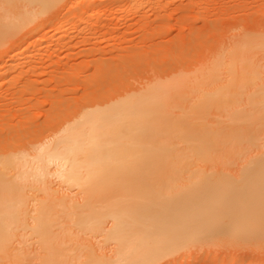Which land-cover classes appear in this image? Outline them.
Wrapping results in <instances>:
<instances>
[{
    "label": "rangeland",
    "instance_id": "374dc122",
    "mask_svg": "<svg viewBox=\"0 0 264 264\" xmlns=\"http://www.w3.org/2000/svg\"><path fill=\"white\" fill-rule=\"evenodd\" d=\"M262 94L264 0H0V264H116L112 219L82 223L84 190L33 162L83 115L128 102L142 117L118 148L137 154L97 210L178 200L204 231L154 264H264V223L239 219L251 201L264 218Z\"/></svg>",
    "mask_w": 264,
    "mask_h": 264
},
{
    "label": "bare ground",
    "instance_id": "6f19581e",
    "mask_svg": "<svg viewBox=\"0 0 264 264\" xmlns=\"http://www.w3.org/2000/svg\"><path fill=\"white\" fill-rule=\"evenodd\" d=\"M3 69L5 73L17 70V63L9 65L8 69L5 65ZM233 77L231 78L232 83L237 81L238 78ZM260 101H264L263 94ZM128 103H120L121 105H117L118 107L110 106L102 111L85 114L74 123L61 129L63 131L57 134L53 142L42 146L37 154L34 155L33 164H36L38 169H35L33 174L39 175V177L48 175L46 167L56 163V167L59 169L58 171L55 170L56 174L70 186L82 188L86 193L85 205L91 210L85 213L86 215L84 214L85 216L81 220L82 223L101 224L108 218L112 219L113 223L109 236L116 239L119 244L116 264H154L165 254L177 251L188 244L190 245L193 242L192 238L201 235L204 230L193 226L194 216H192V211L189 210V207L186 206L188 204L178 200L153 203L148 198L144 199V194L142 193L135 197L131 195L126 197V208L124 207L125 209L123 210H120L119 205L121 203L117 205V201H114V203L116 202L115 204L112 203L113 201L108 203L109 206L104 204L108 206L102 207L104 210L102 208L97 210V204H95L97 202L94 197H100L102 194L104 195L103 192L105 190L107 191L106 187L110 186V184L106 185L105 190L102 188L105 185L101 184H108L106 181L110 179H107L109 172L113 171V168L115 170L121 169L126 158L132 154L135 157L137 154L134 151L128 155L129 152L125 148H118V144H121L120 137L122 135L120 129L125 125L131 124L132 119L139 120L142 117V114H133ZM246 133L241 139H244ZM136 143L139 145L140 142ZM144 152L150 151L145 149ZM121 153H125L123 159H121L122 157L118 158ZM129 166L132 165L129 164ZM29 168L31 169V166ZM131 168L129 171H131ZM22 169H24V166ZM26 171L28 173V170ZM118 171L121 175L122 171ZM132 171L133 173H128L127 171V174L134 175V170ZM30 174L32 175L31 172ZM34 175L32 177H35ZM115 178L118 180L120 176ZM115 178L113 180H116ZM254 181L256 183L254 193L260 194L264 191V177L262 179L256 175ZM129 194H132V191H129ZM119 199L121 202L122 199ZM258 199L260 198L258 197ZM253 202L251 201L250 205ZM250 205L247 213L240 216V221L241 218L250 217L253 221L263 224L264 218L261 216L259 209ZM173 206H176V209L174 213H171L169 208ZM210 214L211 212L203 216L205 222L210 221L208 219ZM234 227L236 229L239 225L236 224ZM251 264H256V262Z\"/></svg>",
    "mask_w": 264,
    "mask_h": 264
}]
</instances>
